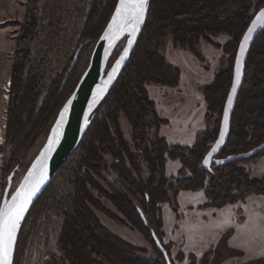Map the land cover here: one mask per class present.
<instances>
[{
  "label": "trees",
  "instance_id": "obj_1",
  "mask_svg": "<svg viewBox=\"0 0 264 264\" xmlns=\"http://www.w3.org/2000/svg\"><path fill=\"white\" fill-rule=\"evenodd\" d=\"M118 0H96L89 16L80 45L83 51L96 45L107 27ZM28 5L22 34L17 39L15 63L11 73V90L6 130V143L10 146V159L5 173L12 181L22 171L24 159L39 137L48 133L57 116L75 90L80 78L77 65L70 66L58 88L51 90L39 105V77H34L33 67L27 72L30 52L38 27V12ZM264 7V0H151L146 26L134 53L109 95L91 117V124L78 150L77 169L72 177V193L63 213L58 245L67 264H166L157 249L151 231H154L171 258L170 246L163 238L162 205L178 208L182 191H204L207 207L222 208L235 204L250 195L264 194V180L249 175L243 163L236 161L224 166H213V172L202 167V161L218 138L222 115L234 75V64L241 39L254 15ZM226 34L230 37L223 46L228 58V68L215 76L212 84L205 85L203 95L210 113L219 115L216 127L197 136L193 147L169 145L158 131L166 123L158 115L155 103L149 97L147 85L158 84L177 87L181 71L170 64L161 53L166 39L171 36L175 46L197 54L201 39L212 43V36ZM37 73V69L35 70ZM66 84L61 90L63 81ZM119 114L129 121L133 139L140 155L132 153L119 124ZM156 128L154 140L150 131ZM264 143V31L253 44L245 71V82L240 91L232 116L231 133L218 158L249 152ZM254 156L253 160L261 155ZM115 160L119 188H113L107 198L124 216L125 220L144 234L152 245L156 260L144 257L146 251L113 234L105 227L95 212L98 208L92 194L99 190L95 175L107 165L104 158ZM141 161L148 169L143 178ZM168 161H179V177L166 176ZM129 162V166L126 164ZM8 185V182H7ZM51 186V185H50ZM49 186V187H50ZM49 189V188H48ZM36 202L35 208L45 198L47 191ZM33 210V209H32ZM141 210L148 222L140 217ZM117 218V217H116ZM118 219V218H117ZM22 234V231H21ZM20 234V236H21ZM223 238L220 244L198 260L190 254V264H223L229 259L243 257L231 249ZM184 258L180 253L178 260ZM172 264H175L172 260ZM249 264H264L263 259Z\"/></svg>",
  "mask_w": 264,
  "mask_h": 264
},
{
  "label": "rangeland",
  "instance_id": "obj_2",
  "mask_svg": "<svg viewBox=\"0 0 264 264\" xmlns=\"http://www.w3.org/2000/svg\"><path fill=\"white\" fill-rule=\"evenodd\" d=\"M33 2L36 5L39 23L34 41L28 47L30 57L27 72L29 73L33 67L32 75L34 77L37 75L40 79L39 91L42 95L39 105L42 106L50 91L60 86L65 72L72 63L96 0H33ZM29 4L31 5V0H13L12 19L0 24V31L6 35L11 45L10 54L5 58V71L10 69L7 71L9 74L0 86V127L5 123L4 118L7 119L8 125L9 101L5 99L4 85L11 79L18 47L17 39L22 34V25ZM132 31L131 26L116 41L110 66L125 48ZM211 39L212 43L201 39L197 46L198 56L190 50L175 46L172 37L169 36L161 53L170 64L180 69V83L174 88L153 83L147 85L149 97L154 101L158 115L166 120L158 134L169 145L191 148L200 133L212 131L216 127L219 115L209 112L202 88L212 84L217 73L228 68L229 55L225 53L223 46L230 37L220 34L212 36ZM94 48L95 45H92L82 54L77 77L80 78L87 70ZM36 69L39 73L35 71ZM119 124L132 153L140 155L136 148L137 143L133 139L132 127L123 114H119ZM49 133L50 131L41 135L25 157L22 171L12 182L11 194L17 190L27 169L44 147ZM155 134L156 128H152L151 140H154ZM10 152L11 148L7 143L0 146V199L7 188L8 174L4 169L10 159ZM104 158L106 167L101 169L99 175H95L100 189H92L98 207L93 211L113 234L135 247L144 249L146 251L142 254L144 257L156 260L153 247L144 234L125 220L107 198L106 193L111 194L112 187L119 186L118 174L114 168L115 160L110 155H105ZM77 161L78 150L52 182L42 202L30 212L22 228L14 264H67L63 261L58 239L64 222L63 213L72 193V177L77 169ZM126 164L129 166V162ZM140 164L143 178L146 179L149 176L148 169L142 161ZM243 166L251 177L264 180V153L256 159L245 161ZM180 168L179 161H168L166 176L179 177ZM207 202L206 194L202 190L182 191L178 196L177 210L170 204L162 205L163 231L166 232L163 241L170 246L171 258L175 264H182L184 259L190 264L188 258L190 254L200 260L205 253L215 249L225 237L227 243L234 242L237 246L247 248L252 255L264 250V245L257 243L255 237H251V234H255L253 229L264 226V194L250 195L244 200L222 208L207 207L205 206ZM220 234L223 236L217 242ZM170 239L180 243L172 242ZM180 253L184 254V258L178 260ZM241 258L235 257L227 264H249L255 261L246 258L241 263Z\"/></svg>",
  "mask_w": 264,
  "mask_h": 264
},
{
  "label": "water",
  "instance_id": "obj_3",
  "mask_svg": "<svg viewBox=\"0 0 264 264\" xmlns=\"http://www.w3.org/2000/svg\"><path fill=\"white\" fill-rule=\"evenodd\" d=\"M151 0H118L113 15L97 41L90 64L80 78L75 90L68 98L52 126L47 141L27 169L16 191L12 194V176L4 192L0 208V264H14L15 253L23 225L52 182L59 175L72 155L82 143L91 124V117L102 101L116 85L143 33L149 15ZM130 38L114 63L110 66L116 41L130 27ZM264 31V7L253 17L238 47L232 86L226 100L218 138L202 161V167L213 172V166L248 160L264 151V143L239 155L218 158L226 146L231 133L232 116L240 91L245 82L246 63L253 44ZM85 43L76 51L70 71L77 65ZM66 84L63 81L62 89ZM141 219L148 222L141 210ZM157 249L172 264L168 252L154 231H151Z\"/></svg>",
  "mask_w": 264,
  "mask_h": 264
},
{
  "label": "crops",
  "instance_id": "obj_4",
  "mask_svg": "<svg viewBox=\"0 0 264 264\" xmlns=\"http://www.w3.org/2000/svg\"><path fill=\"white\" fill-rule=\"evenodd\" d=\"M12 17H13V0H0V24L7 23L8 21H10L12 19ZM10 51H11V45L9 44L8 40L6 39V35L0 31V86L3 83V80L5 78H7L8 74H9V72L7 74V71H9L10 69L5 71V58H6V56H8L10 54ZM2 201H3V198L0 199V208L2 205ZM253 230L255 231V234H253V235L251 234V237L252 238L255 237V241L257 243L259 242L263 246L264 245V226H260L259 228H255ZM164 232H165V230H164ZM165 236H166V232H165ZM222 236H223L222 234L219 235L217 242H219V240H221ZM170 241L175 242V243H180V242H177V241L171 240V239H170ZM227 244L231 249L240 251L245 255V257L243 255L244 258L243 257L241 258L242 259L241 263L244 260H246V258L250 261L256 260V259H258V260L263 259L264 260V250H262L258 254L256 253V255L255 254L252 255L249 253V251H250L249 249L241 247V246H237V244H235L234 242H230ZM179 251H181V250H179ZM229 260H231V259H229ZM229 260L225 264L229 263ZM182 264H189V261L187 259H184Z\"/></svg>",
  "mask_w": 264,
  "mask_h": 264
},
{
  "label": "built area",
  "instance_id": "obj_5",
  "mask_svg": "<svg viewBox=\"0 0 264 264\" xmlns=\"http://www.w3.org/2000/svg\"><path fill=\"white\" fill-rule=\"evenodd\" d=\"M10 90H11V79L4 85V91H5V99L6 101H9L10 97ZM6 118H4V124L0 127V146H3L6 143Z\"/></svg>",
  "mask_w": 264,
  "mask_h": 264
}]
</instances>
